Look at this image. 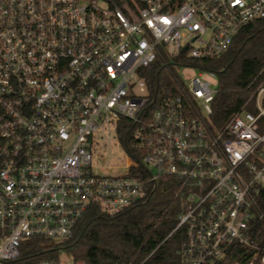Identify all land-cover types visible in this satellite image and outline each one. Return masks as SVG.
Instances as JSON below:
<instances>
[{"label": "built area", "instance_id": "obj_1", "mask_svg": "<svg viewBox=\"0 0 264 264\" xmlns=\"http://www.w3.org/2000/svg\"><path fill=\"white\" fill-rule=\"evenodd\" d=\"M260 20L264 0H0V264L33 240L72 239L90 206L115 215L167 177L179 183L165 238L184 230L177 261L152 263L153 251L119 264H264V79L253 110L213 134L217 73L179 69L194 107L168 90L152 101L145 79L162 55L222 57ZM104 132L127 154L124 176L94 172ZM233 247L245 253L225 263ZM39 264L89 263L61 250Z\"/></svg>", "mask_w": 264, "mask_h": 264}, {"label": "trees", "instance_id": "obj_2", "mask_svg": "<svg viewBox=\"0 0 264 264\" xmlns=\"http://www.w3.org/2000/svg\"><path fill=\"white\" fill-rule=\"evenodd\" d=\"M183 66L217 73L218 93L212 103L213 113L204 121L212 134L222 131L237 113L254 108L256 91L264 79V20L244 27L229 50L218 59L198 62L185 58L170 60L162 55L145 73L152 101H160L168 90L171 96H181L186 104L194 107L179 76ZM124 123V127L120 126V135H127L128 145L132 124ZM178 190V181L167 177L158 182L147 199L115 215L103 214L97 206H90L72 239L55 245L33 240L22 249L15 264H39L44 259L55 258L61 250L89 264L140 261L153 251L152 263H175L184 241V230L166 241L165 238L177 225L181 212ZM257 229L260 232L257 244L264 255V222ZM242 253L244 248L233 247L225 263L240 260Z\"/></svg>", "mask_w": 264, "mask_h": 264}, {"label": "rangeland", "instance_id": "obj_3", "mask_svg": "<svg viewBox=\"0 0 264 264\" xmlns=\"http://www.w3.org/2000/svg\"><path fill=\"white\" fill-rule=\"evenodd\" d=\"M182 73V70L181 72ZM187 76H194L197 71H185ZM104 138V141L102 140ZM99 139V157L94 161V165L97 166L94 172L98 176L105 177H121L126 173L125 165L128 164L127 154L124 148L119 144L117 138H115L114 132H104L102 135H98ZM111 166L109 169L108 167ZM128 171V170H127Z\"/></svg>", "mask_w": 264, "mask_h": 264}]
</instances>
